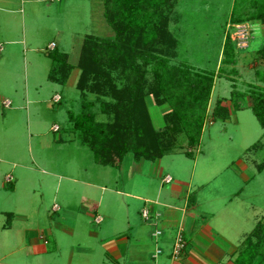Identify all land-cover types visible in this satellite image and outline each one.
I'll return each instance as SVG.
<instances>
[{
  "label": "rangeland",
  "instance_id": "obj_1",
  "mask_svg": "<svg viewBox=\"0 0 264 264\" xmlns=\"http://www.w3.org/2000/svg\"><path fill=\"white\" fill-rule=\"evenodd\" d=\"M39 1L24 4L19 0H0V155L6 156L10 150L12 153L16 149L13 145L21 142L22 161L27 162L28 132H38L41 139L48 141L51 137L65 139L39 147L38 140L32 138L38 171H15L13 175L19 178L15 187H3L2 174L12 167L0 163V264H101L103 250L113 246L123 231L128 233L129 226L131 232H139V240H132L131 247L142 252L138 254L141 264H169L166 254L152 257L157 247L152 233L156 229L164 233L165 227L145 225L139 219L134 199L126 197V192L171 205H182L185 193L190 192L196 211L191 210L193 215L187 214L184 222H195L197 237L186 233L191 251L175 264L235 263L249 244L247 235L258 222L264 224V137L247 95L253 85H263L258 71L264 72V59L257 55L264 43V22L249 19L255 12L253 0L173 1L167 29L175 45L164 54L169 64H183L193 73L215 76L209 114L192 158L178 151L157 161L141 160L134 175L127 179L121 167L131 160V154L118 166L96 163L91 150L80 143L68 116V112L77 113L80 109L77 81L81 70L77 64L84 37L111 34L103 18V0H62L60 5L57 0ZM9 7L13 12L5 10ZM23 35L24 44L13 43ZM227 35L233 46L231 55L224 53ZM50 42L55 43L57 52L68 56L71 68L63 84L48 79L54 66L48 55L52 52L47 49ZM233 89L240 93V108L231 105ZM86 95L88 100L95 99L92 93ZM54 96L58 99L53 102ZM33 98L38 99V104H29L28 116L25 107ZM220 98L222 106L228 105L226 116H212L214 102ZM7 101L12 109H17H4ZM95 105L96 118L104 120L98 103ZM146 106L153 125L162 126L163 115L169 110L167 104H156L148 95ZM52 124L58 125L59 130L53 132ZM30 161L27 163L32 164ZM107 172L110 173L106 177ZM164 174L170 175L172 181L161 186ZM85 179L104 183L107 190L118 187L123 195L96 188L88 194L81 183ZM173 187L181 197L169 199ZM99 201L103 202L102 207L98 206ZM53 204L67 206L60 217L76 219L71 230L66 228L68 222H57L58 216L49 215ZM81 206L89 211L96 209L101 222L93 223ZM39 225L51 228L50 243L45 245L51 254L40 251L35 256L23 248L30 230ZM257 250L264 252V244ZM231 251H235L233 257ZM259 258L255 264H264L258 262Z\"/></svg>",
  "mask_w": 264,
  "mask_h": 264
},
{
  "label": "trees",
  "instance_id": "obj_2",
  "mask_svg": "<svg viewBox=\"0 0 264 264\" xmlns=\"http://www.w3.org/2000/svg\"><path fill=\"white\" fill-rule=\"evenodd\" d=\"M173 1L103 0V18L111 34L84 37L77 64L81 70L77 81L80 109L68 116L80 143L91 150L98 164L118 166L127 154L149 161L178 151L194 156L209 114L215 76L193 73L183 64H169L164 53L175 45L167 29ZM252 6L255 12L249 19L264 22V0H253ZM224 46V53L231 55L229 35ZM56 47L48 54L54 63L48 79L63 84L71 66L67 53L57 52ZM257 55L264 59V43ZM258 74L263 85L250 86L247 95L264 137V72ZM87 93L95 99L88 100ZM148 95L156 104L169 107L160 127L151 122ZM231 95L235 96L230 100L234 109L240 108V93L233 89ZM221 101L214 102L212 116H226ZM96 103L104 120L96 118ZM246 240L249 244L234 264H255L258 256V262L263 263L264 252L257 249L264 244V224L258 222Z\"/></svg>",
  "mask_w": 264,
  "mask_h": 264
},
{
  "label": "crops",
  "instance_id": "obj_3",
  "mask_svg": "<svg viewBox=\"0 0 264 264\" xmlns=\"http://www.w3.org/2000/svg\"><path fill=\"white\" fill-rule=\"evenodd\" d=\"M19 1L23 2L24 4L25 3H38V2H40L39 0H19ZM51 1H54V0H51ZM57 1H58L59 5H60L62 0H57ZM5 10L7 12H13V9H11L10 7L6 8ZM24 38L25 37L23 35V38H21L20 40H14L13 43L16 44V45H19L20 43L24 44L25 43V39ZM51 101H53L52 98H51ZM226 101H227L226 99L223 100V102H226ZM30 103L34 104V107H36V104H38V99L33 98L32 100L27 101V105H26L25 109H26V112H27L28 116H29V109H30L29 104ZM3 105H4L3 107H5L4 109H7V108L8 109H12L10 102H9V104L7 106L5 105V102H4ZM224 105L228 107L227 104L224 103ZM18 107L21 108V106H18ZM16 109L17 108L14 107L12 110L14 111ZM28 121H29V124H30V120H28ZM34 124L36 125V123H34ZM54 126H55V124H52L50 126V129L53 132H55L54 129H53ZM58 130H59V128H58ZM27 137H28V160H27V162L31 160L30 162L32 164H37V163H35V162H37L36 158H35V154H34V152H32L33 150L31 149L32 148L31 143L33 141L32 138H34L35 140H38L39 145H40L39 147H48L52 143L56 144L57 142H55V141H64V139H65V138H62V137H56V138L51 137L50 140L48 141V139L47 140L46 139H41V135L38 132H35V135L33 133H31V132H28ZM18 143L20 144V148L19 149H18V146H19ZM18 143L13 145V148H16V149H14V151L12 153H11V150H10L9 154H7L6 156L0 155V163H5L6 165H10V167H12V170L5 171L2 174L3 175V187L4 188L6 186H10V185H14V187L17 185V182H18L19 178H18V176L16 177L13 174H16L15 171H17L18 169H24L25 173L38 171V169H37L38 164L33 166L30 163L22 161L24 159V156H23L24 153H23L22 148H21V142H18ZM21 155L23 157L22 159L19 158ZM162 158H160V159H162ZM130 159L131 160L127 163V165H122V167H121L122 170L119 169V170H121L123 172V174L125 172L124 179H127V178L131 177L132 175H134V173L136 172V169L138 167L137 163L141 161V160H136L132 156V154H131V158ZM160 159H158V160H160ZM143 160L144 161H149V160L142 159V161ZM155 161H157V160H155ZM158 171H159V174H160L162 172L161 168H159ZM42 172L45 173V170L42 169ZM108 173H110V172L106 173V177L108 176ZM165 176H169L170 177V180L168 182L172 181V178H171L170 175H168V174L161 175V178H160L161 186H163L164 183H168V182H165V180H164ZM8 177H10L9 181H7ZM120 179L121 178L119 176V178H117V180L115 181V184H116L115 186H117V183H118L117 181H119ZM72 180H73V183H75L76 180L75 179H72ZM81 183L84 185L85 191L88 192V194L91 192L90 191L91 189L96 188L97 190H101L102 192H106L107 191L109 193L112 192V193H114L116 195H118V194L123 195V193H122L123 191H121V189H117L118 187H116V189H113V190L110 189V188H109L110 190H107L106 189L107 188L106 185L104 183H101V182H98V181H92V180H88V179L86 180L85 179V180H82ZM121 187H123V186H121ZM130 188H132V186ZM175 190L176 189L173 187V191L171 192V195H170L169 199L170 198L171 199L175 198V196H177V198L181 197V195L177 193V192H179V190L177 192H175ZM130 194L131 193H129V192L124 193V195L126 197L134 199V204H135L134 206L139 208L138 211H137L139 213V219L145 225L157 226L158 224H160L161 226L165 227V231H163L164 233H162L161 231H160L159 235H156L155 232L152 233V237L154 238V240L156 242V246H157L156 249L160 250V252L158 254H156V255H155V252L153 253L152 257L154 259H156L161 254H166V255H168L170 257V251H171L172 242H173L174 236H175V234H176V232L178 230H180V229L182 230V233L184 234L183 235L184 238H186V233H188V235L189 234L190 235L193 234L192 237H194V238L197 237L196 236L197 233H196L195 229H197L198 226H196L194 224L195 222L192 221V224H189V225H187L184 222L185 218L188 217L187 214L192 216L193 215L192 211H196V209H195L196 202L194 201V198L191 199V201H190V198H191L190 192L187 195L185 193L186 197L184 196L185 199L183 200V204L182 205H175V204L171 205V204H168L166 202L165 203L161 202L160 199L151 201L146 196H140L138 194H133V195H130ZM160 194H161V196H160ZM82 197L83 198H85V197L89 198V195H82ZM101 197H104V195L101 196ZM158 197L161 198L162 197V193H159ZM91 201H93V199H90V202ZM149 202H150L151 205H147ZM125 203H127L126 200H125ZM97 204H98V206L101 205V207H102L103 202L101 203V201H99ZM138 205H139V207H138ZM155 205L160 206V208L159 207L155 208L154 207ZM61 207H63V208H61ZM61 207L59 205H57V204H53V206L51 207L49 215L51 217H53L55 215L58 216L57 222H68V225H67L66 228L68 230H71L73 228L74 224H75L76 219H74V220H72V219L66 220L65 219L64 220L62 217H60V213L62 212L61 210L64 209V207L66 208L67 206L66 205L62 206L61 205ZM81 209H82L83 213L87 214L92 219L93 223L99 224L101 222L102 218L98 214L96 209H92L91 211H89L84 206H81ZM143 209H147L149 211V213H150L149 220H144L142 218L141 211ZM3 212L8 213L7 211H3ZM175 213H178V216H177V214L175 216ZM190 218L191 217H189V219ZM5 226L6 225L3 224L1 226V228L4 229ZM7 229H9V227H7ZM126 229H127L128 233H126V231H123V235L117 239V241L114 243L113 246L105 248L103 250L104 257L100 258L101 264H105L106 263L105 261H107L108 264H141L142 261L140 259H138V254L141 255L142 252H138L137 248H134V246L131 247V241L132 240H139L138 239V236H139L138 233L139 232H137V233L131 232L130 231V226H129V228H126ZM156 230H159V229H156ZM199 230H200V228H199ZM193 232L196 233V234H194ZM27 233H28V231H27ZM94 233L96 234L97 232L95 231L92 234H94ZM171 234H173V236ZM171 236H172V238H171ZM50 237H51V228L48 227V226H45V225H39L36 228V230L35 229L34 230L33 229L30 230V233H29V235H27V238H26L27 239L26 240V245H24L23 248H27V249H25L26 252L27 253L31 252L35 256H37L38 254H41L40 251H44L46 254L47 253L51 254L50 253V251H51L50 247L47 248L45 246V245H49ZM52 241H53L52 244L54 245V247L57 246V242L54 241V240H52ZM158 243L159 244L161 243V246L160 245L158 246ZM189 245H190V239H187L185 248H184V250L182 251V254H181L182 257H179L178 259H171V257H170L169 264H175L176 261L182 260L183 257L189 251H191V249L189 248ZM28 248L30 249V251H29ZM164 251H165V253H164ZM230 254L233 257V254H235V251H231ZM188 258H189V256H188ZM229 263L230 264H234L232 262H229ZM223 264H225V263H223Z\"/></svg>",
  "mask_w": 264,
  "mask_h": 264
},
{
  "label": "built area",
  "instance_id": "obj_4",
  "mask_svg": "<svg viewBox=\"0 0 264 264\" xmlns=\"http://www.w3.org/2000/svg\"><path fill=\"white\" fill-rule=\"evenodd\" d=\"M55 46L56 45H55L54 42H50L47 45V49L52 50ZM52 99L54 101H56L58 99V96H54ZM8 104H9L8 101L5 102V105L6 106ZM53 129L54 130L58 129V126L55 125ZM9 180H10V177L7 178V181H9ZM164 180H165V182H168L170 180V177L169 176H165L164 177ZM141 216H142V218L144 220H149L150 213H149V211L147 209H143L141 211ZM155 234L156 235H159L160 234V230H156L155 231ZM183 235L184 234L182 233V230L181 229L176 232V234L174 236V239H173V242H172V246H171V252H170L171 259H178L181 256L182 251L184 250L185 245H186V240H185V238H184ZM159 252H160V250L159 249H156L155 255L158 254Z\"/></svg>",
  "mask_w": 264,
  "mask_h": 264
}]
</instances>
